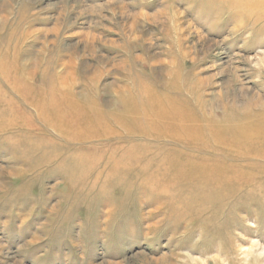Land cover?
Returning a JSON list of instances; mask_svg holds the SVG:
<instances>
[{"label":"rangeland","instance_id":"rangeland-1","mask_svg":"<svg viewBox=\"0 0 264 264\" xmlns=\"http://www.w3.org/2000/svg\"><path fill=\"white\" fill-rule=\"evenodd\" d=\"M257 5L0 0V264H264Z\"/></svg>","mask_w":264,"mask_h":264},{"label":"bare ground","instance_id":"bare-ground-1","mask_svg":"<svg viewBox=\"0 0 264 264\" xmlns=\"http://www.w3.org/2000/svg\"><path fill=\"white\" fill-rule=\"evenodd\" d=\"M256 8H259L260 10L256 13V15L257 16H259V13L261 12V11H264V6L263 5H257L256 6ZM261 18H263V17H261ZM0 71H1V73L2 74H5L6 73V69L3 67V68H1L0 67ZM9 76V75H8ZM10 77H8V79H9ZM10 81H11V79H10ZM53 100V99H52ZM57 120V119H56ZM58 121V120H57Z\"/></svg>","mask_w":264,"mask_h":264}]
</instances>
